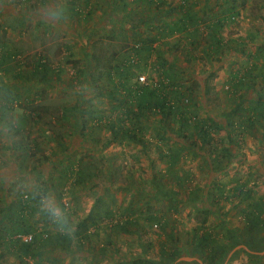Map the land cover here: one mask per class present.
<instances>
[{"label": "rangeland", "instance_id": "rangeland-1", "mask_svg": "<svg viewBox=\"0 0 264 264\" xmlns=\"http://www.w3.org/2000/svg\"><path fill=\"white\" fill-rule=\"evenodd\" d=\"M44 1H46L44 9L51 4H53L51 7L57 6L54 3L56 0ZM170 2L169 10L172 12L174 5L171 0ZM35 3L36 0H0V51L10 55L17 53L21 56L20 60L15 61L10 58L4 59L3 75L0 76L2 81L0 84H4L3 88L0 87V97L9 101L18 100L11 111L0 109V264L50 263L51 244L47 240L39 241L41 237L39 231H49L50 239H53L61 226L53 228L51 223L63 219L62 224L69 225L67 229L69 234L82 232L83 223L89 222L86 212L94 204V199L101 201V204L111 205L110 197L114 196V203L124 202L128 198V191H125V188H130L131 203L136 205V212L133 214L135 223L138 226L141 224L138 228L142 235L137 242L146 245L148 242L146 238L153 236V248L148 255L151 258L155 257L153 259L156 260V264H177L180 254L196 257L179 259L184 260L185 264H264V132L258 128L251 133L247 132L249 129H245L246 132L238 136L237 133L231 132L232 141L228 146L224 145L229 137L227 132L222 130L220 134H212L210 142L214 145L209 142L210 149L207 144L204 145V149L207 147L205 151L208 153L223 142L222 146L231 148L232 154H228L231 161L227 163L224 157L220 159L214 158V155L211 157V153L200 165L196 162L198 154L189 134L186 133L188 145H183L182 141H176L173 135L168 134L165 136V142L171 145L172 141H176L175 149L186 155V158L180 164L177 163V167L175 166L171 171H168L166 164L161 162L160 164L154 159L159 150L156 147L157 137H154L157 125L155 121L141 124V127L145 125L148 130L141 136L142 141L131 142L129 149L118 146L129 143L127 139L110 144L109 140L112 136L105 120L111 118V122L114 121L118 118L116 115H119V111L124 108L121 105L123 98H121L120 86L115 90V85L108 77L107 68L112 69L116 65L112 63L114 57L110 60V55L118 48L117 43L107 39L97 41V47L106 50L105 60L108 59L110 62L103 65L104 67L100 66V69L95 68L96 74L93 78L97 79L101 76L104 80H109L106 86L92 83L90 86L92 92L87 97H82L84 80L79 78L76 83L52 86L51 93L42 92V96L37 95L40 93H36L34 89L39 87L34 84V75H32L35 60L41 57L48 66L55 61L60 65L64 64L62 56L65 57L66 54L62 55L61 48L67 39V35L63 32L67 30L62 28V31L52 30L49 35H36L33 30L38 29V25H34L33 21L34 16L39 12ZM227 5V9L235 14L234 20H231L229 11L227 20L224 18V23L227 21L228 24L224 34L227 39L233 40L240 28H246L247 31H252L250 34L254 38H249L251 41L259 38L264 40V29L260 28L264 24V0H229ZM117 12L116 6L110 8L107 19L110 21L109 24L120 22L115 17L119 15ZM46 26L45 24L44 27ZM199 37L205 40L202 42L205 44L201 46L207 48L211 44L206 35L199 34ZM196 49L199 50L200 47ZM196 54L200 56L199 51H196ZM191 55L196 56L195 53ZM185 57L190 58L187 54ZM138 64L132 66L134 72L127 65L122 64L124 71L120 73V77L125 72L127 74L124 80L119 81L126 83L127 80L128 85L132 86L136 82V75L143 72L147 74L148 79H153L150 70L145 65L140 67ZM154 65H150L151 70L157 72L159 69L157 63ZM63 68V74L69 76L70 71L65 70L66 66ZM184 72L185 70H183L184 75H188L187 79L177 80V83L183 82V86L193 87V92L186 94L189 98L187 109L189 117L196 115V118H204L209 113L220 116L222 111L227 109H231L230 112L235 111V104L227 99L223 92L225 86L223 80H211L208 74H205V80H194L187 70V73ZM67 76L63 80H69ZM47 77L48 75L46 79ZM114 77L118 80L119 74ZM6 80L11 81L6 83ZM154 81L149 80V82ZM258 86L260 89L261 86L259 84ZM100 88H104V94H98ZM122 90L125 91L121 88ZM111 91H115L114 96L118 100L110 98ZM244 92L249 94L247 90ZM36 96L41 97L43 101H37ZM251 101L246 96L244 103ZM91 112L93 114H90ZM176 113L179 114L176 118L180 119L179 111ZM101 114H104L102 123L96 119L97 115ZM87 119H91L88 124ZM172 119L173 116L170 118V124ZM84 121L86 127L82 129L81 124ZM128 124H130L129 120L120 123L117 129L122 125L127 127ZM194 124L191 122V126ZM208 126L210 131L214 130L212 124L208 123ZM90 131L93 134L89 137ZM220 139L222 142L217 141ZM200 168L204 170L201 171ZM152 171L155 172L153 180L160 181L163 192L159 190V193L152 194L149 191V185L152 184L147 180L151 178ZM184 174L192 179L196 183L194 186L201 191L206 187L209 176L213 177L216 174L215 179H210L213 192L209 190L208 195L204 196L202 193L194 195V191H191L189 195L192 197H187L186 193L183 194L184 196L162 194L168 193L172 188L184 187L187 183L181 177ZM231 176H237L238 180L228 182ZM6 177H11L10 181H5ZM247 177L248 181H243L247 184V191L242 190L243 195L238 194L234 189L236 184L240 183V179L244 180ZM101 186L111 187L110 194L105 195L100 189ZM29 194H40L41 199L37 198L39 201H36L32 197L28 200L26 198ZM20 199H26L23 202L26 208L23 216L17 211L21 204ZM200 201H203L201 205ZM245 201L247 205L244 204ZM258 202L261 206L257 204ZM49 203L51 209L48 207ZM208 205L218 210L215 226L212 227L215 229L221 227V230L213 235L214 240L229 249L224 259L213 263L206 260L208 254H199L201 248L191 242L192 233H195L199 227L202 228L200 220L204 216L205 206ZM248 205L252 206V210L255 206L263 210L261 212L263 221L256 224L254 219L252 226L254 224L255 226L252 228L239 221L243 210L241 208L244 207L246 212H250ZM117 218L120 219L119 214ZM18 224H22L29 232L26 235H34L36 239L34 246L31 247L33 255L31 252L24 254L22 252L24 245L18 239L12 238L19 229H22L19 228L20 226L17 227ZM72 225L74 231H71ZM81 226L82 231L78 229ZM96 234L100 232L95 230L91 233L94 236ZM164 235V239L160 238ZM157 243L168 244L169 251L165 259L157 258ZM68 245L67 242L62 244L58 242L53 246L55 253L52 257L57 258V264L71 263V255L65 250L66 247L70 249ZM141 252V247L137 248V253ZM253 252L260 253L257 255H262L263 260L251 256L250 253Z\"/></svg>", "mask_w": 264, "mask_h": 264}, {"label": "crops", "instance_id": "crops-1", "mask_svg": "<svg viewBox=\"0 0 264 264\" xmlns=\"http://www.w3.org/2000/svg\"><path fill=\"white\" fill-rule=\"evenodd\" d=\"M171 1L174 5L172 12L169 10V5L171 4L170 0H56L54 1V3L57 4L56 7H51L53 6V4H51L45 9L43 6L46 1L36 0L35 5L38 8L39 14L34 16L35 19L33 24L38 25V29L33 30L34 33L36 35H49L52 30L62 31V28H64L67 30V32H63L64 35H67V39H65V43L61 48L62 55L66 54L65 57L62 56L64 64L62 63V65H60L57 61L51 63V65L49 64V66H47V79H45V76H43L40 71L37 72L35 70L37 66H40L38 64L39 58L35 60V65L33 64L34 66L32 69V75H34L33 81L35 82L33 83L38 85L39 89L35 87L36 89H34V91L40 93L37 95L42 96V92L45 94L47 92L51 93L52 89L50 87L52 86H63L64 84L76 83L80 78L84 80L82 81V83H84L82 97H87V95L92 92L90 88L92 83L106 86L109 82V80H104V77L102 78L101 76L94 79L93 77L96 74V71H94L95 68L100 69V66L104 67L106 63L110 62L114 57L112 60L113 62H111L118 66L117 74H119L124 71L125 65L129 67L127 59L130 53V46L137 40H145L148 43L150 39H154L158 40L157 49L154 48L150 53L146 51L138 53V65L140 67L145 65L150 70L151 76H154V80H157L164 71L174 80H186L188 75H184L183 70H185L184 73H187V70L191 74L190 77L194 80H205V74L210 75L211 80H223L222 83L225 85L223 88L225 91L223 90V92L227 99L235 104V111L230 112L231 109H227L222 111V115L220 116H214L211 113L204 118H199L197 116L199 120L206 121L207 124H212L214 130L210 131L211 134H220L222 130L228 133L227 135H229V137L227 141L229 142L226 141L224 144L221 139L217 141L228 146L232 141L231 132H246L245 129H249L247 132L251 133L256 128L264 132L263 118L259 119L257 117V120L252 125L248 127L247 125L242 126L243 119L245 120L248 115L255 118L262 108H260L261 104H264V40L259 38L256 41H251L249 38H254L250 34L252 31H247L246 28H240L238 34L234 35L233 40L225 37L224 34L228 24L226 23L227 21L224 23V18H227L228 11L229 15H232L230 9H227L229 0ZM158 4L160 5L158 6ZM112 6H116V9H118L117 13H119V15H115V17L119 19V23L109 24L110 21L107 20L108 12ZM224 7H226V9H223ZM206 18L209 20H206ZM203 20H206V22ZM40 24L42 26H40ZM45 24L47 25L46 27H44ZM260 28L264 29V24ZM199 34L206 35V38H208L211 43L207 48L201 46L205 44L202 43L205 42V40L199 37ZM98 39H107L117 43L116 45L118 48L110 55V60H105V56H107V54H105L106 50L97 47ZM229 40L230 42H228ZM223 42L225 44H223ZM248 42L249 44H246ZM198 46L200 47L199 50L196 49ZM196 51H199L200 56H197ZM192 53H195L196 56L191 55ZM185 54L189 55L190 58L185 57ZM156 63L159 69L157 72H154L151 70L150 65ZM63 66H66L65 70L67 72L70 71L69 76L63 74ZM18 75L19 72L17 71V76ZM115 75L116 74L112 73L110 77L111 80H116L114 77ZM66 76L69 80H63ZM9 81L11 80H6V83ZM19 81L22 82V80ZM27 81L29 82V80ZM258 84L261 86L260 89H258ZM3 86L4 84H0L1 88H3ZM100 89L98 94H104V88ZM244 90H247L249 94L244 92ZM246 96L248 99L252 100L251 103H244ZM36 98L37 101H43L41 97L36 96ZM2 104H5V102ZM254 106L258 107L257 111L253 110ZM262 113H264V110ZM236 129L238 130L236 131ZM147 130V127H144V130L142 129V136L146 134ZM185 132L192 138V145L195 147L196 154H198L196 162L200 165L203 163V159L208 155L205 151L207 147L204 149L206 143L201 141L202 138L198 135L199 130H197V128L190 127V129H187ZM250 133L248 134L250 135ZM168 134H170L169 131L163 130V127L158 125L155 126L154 137H157L159 142H157L158 146H161L160 148L164 149L165 153H167L168 150L176 151V157L178 158L170 162L169 157L158 154L154 159L159 161V163L166 164L168 166V171H171L174 169L170 167L171 163L180 164V162L186 158V155H182V153L175 149V145L177 144L176 141L180 139L172 141L171 145L165 142L166 139L164 137ZM215 139L217 138L215 137ZM131 142L133 141L122 143L118 146H121L122 149H129L131 147ZM88 144L92 145L89 142ZM222 144L219 146H222ZM183 145L188 144L183 143ZM96 148H98V146ZM228 149L231 150L230 147H228ZM127 151L131 152V150ZM119 152L121 153V151ZM229 162L227 161V163ZM200 170L202 171L204 169L200 168ZM154 175L155 172L152 171L151 178L147 180L150 181L152 185L157 182L153 180ZM215 175L216 174H214L213 177L209 176L206 187L201 191L194 186L196 183L184 174L181 176L183 177V181L187 182L184 187L170 188L171 190L168 193L162 194L179 196V194L183 195L186 193L187 197H192L189 194L191 191H194V195L202 193L204 196H207V191L212 189L210 183L213 178H216ZM6 178L5 181H10L11 179V177ZM210 179L212 180L210 181ZM237 180V176H231L228 182ZM239 181L240 183L236 184L234 189L238 194L241 193V195H243L242 190L247 191V184H244L243 181H248V177L244 180L240 179ZM190 183L192 184L190 185ZM155 186V184L154 187L149 185V191L152 192V194L159 193V190L163 192L160 186V188L158 187L159 189ZM186 186L189 187L187 188ZM110 188L111 187L107 186L100 187L105 195L109 193L111 190ZM215 189L218 190L216 186ZM124 190L128 191V198L124 202L120 201L121 203H114L115 198L112 196L110 197L111 205L106 206L104 205L105 203L100 205L101 202L91 205L86 212L89 222L86 221L83 223V231L81 226L78 229L82 232L76 234L73 232L70 233V236H72L68 245L70 249L67 247L65 249L66 251L68 250V254L71 255L70 257L72 260L70 264H134L135 262V264H137L140 258H155L153 256L151 258L148 255V252L153 248L152 235L146 238V241H148L146 245H140L139 242H137V240L140 241L142 235L141 230L138 228L141 224L138 226L135 223L134 215L131 212V206L134 208V212H136V205L131 203V198L129 197L131 196L130 188H125ZM211 191L213 192V190ZM201 203H203V201H200V205ZM246 203L245 201L244 204ZM257 204L259 205L260 203L258 202ZM249 208L252 210V206ZM204 209L207 210L205 216L206 222L204 224L205 228L202 229L199 227L195 233H192L191 242L195 243L194 246H198L197 244L200 242L199 238L204 229L213 235L218 233V230H221L220 226L216 229L212 227L215 226L214 221L217 217L216 214L218 210L209 205L205 206ZM241 209L243 210L239 221L249 228L254 227V225L252 226L253 218L249 215L250 212H246L247 210H245L244 207ZM111 210L112 212L117 211L118 213H124V215H126L127 219L130 221L127 231H120L116 227L109 226L106 213ZM171 212L176 213V211ZM200 222L199 223L202 225L201 220ZM72 228L71 231H74L73 225ZM95 230L99 231L100 234H96L95 236L91 235ZM103 230H105V233H103ZM80 236L83 238L79 241L78 238ZM160 238L164 239L165 235ZM134 241L137 243H134ZM71 244H73V246H71ZM157 244V258L165 259V255L169 251L168 244ZM139 247H141L142 252L138 254L137 248ZM51 251L49 257L52 262L57 264V258L52 257L55 252L53 250ZM250 254L254 256V258H260L261 261L263 260L262 255H257L260 253L253 252ZM195 258V256L190 257L180 254L177 264H185L184 260L182 261L179 259ZM185 261L193 262L194 260ZM197 261L198 260H196V262Z\"/></svg>", "mask_w": 264, "mask_h": 264}, {"label": "trees", "instance_id": "trees-1", "mask_svg": "<svg viewBox=\"0 0 264 264\" xmlns=\"http://www.w3.org/2000/svg\"><path fill=\"white\" fill-rule=\"evenodd\" d=\"M160 4H158L159 6ZM231 20L235 19V14L231 15ZM222 23V22H221ZM147 39V38H145ZM154 39H150L149 42H152ZM154 41H158V40H154ZM142 42V46L141 48L138 50V53L142 52V51H146V52H151V50H154V48H152L151 46L147 45V42L145 40H137L135 43H140ZM145 44V45H144ZM157 49V48H156ZM155 49V50H156ZM16 54V53H14ZM12 55V54H11ZM10 54H7L5 52H1L0 51V66H2V63L4 62V59H8L9 56H11ZM158 62V60H157ZM163 63V62H162ZM40 66L37 68H35V70L38 72L40 71L42 73L43 76H45L46 79V74H47V64L45 62H43V59L39 58V63ZM165 64V63H164ZM162 64V65H164ZM129 67L131 68V71L134 72L132 66V64H128ZM160 65V66H162ZM108 70V77L110 78L112 73L117 74L118 71V66H114V68H110L107 67ZM132 73V72H131ZM126 74L127 72H125L122 77H120V73H119V77L117 78L118 80H110L112 84L115 85V90H118V86H120V92H121V98L122 102L121 105L124 106V108H122V110H118L120 113L118 116V120L114 119V121L111 122V118H109L108 120H105V124L107 126H109L110 129V135L112 136V139L109 140V143H113L116 142L117 140L122 141L124 139H127L129 141H142V129L144 130L145 125H142L141 128V124H143V122H152L155 121L157 123L158 126L163 127V130H166L167 132L169 131V133L171 135L174 136V139H180V141H182L184 144H187V139L188 136L186 135L187 129H190V127H194L195 129L197 128V130H199L198 135L201 136L202 138V142L206 143L207 146H209L208 148L210 149V137H211V133L210 130L208 129L209 126L207 124L206 121L203 120H199L198 118H196L194 115V117H189L187 114V109L189 107V98L186 96V94L193 92V87H188V86H183V82H178L177 80H174L170 75H168L165 71L160 75V77H158V80H155L154 82H151L149 84H140L138 83L136 80V82H134V84L132 86L128 85L127 80L124 82H120L119 80H124L126 78ZM163 75V76H162ZM118 76V74H117ZM170 76V77H169ZM58 79V78H57ZM180 81V80H179ZM2 82V81H0ZM118 84V85H117ZM239 85V84H238ZM121 88L124 89L125 91H121ZM227 88V87H226ZM229 89V87H228ZM187 93H186V92ZM125 92H127V95H125ZM110 93V98L113 100L114 98L117 99L114 95H115V91H111ZM187 98L188 101L185 103L183 100ZM118 100V99H117ZM17 101L18 100H13V101H9L7 99H3V97H0V109L3 110H7V111H11L13 109V106L17 105ZM3 102H5V104H2ZM11 104H8V103ZM262 107V108H261ZM260 110L259 113L257 114V116L255 118H253V116L248 115L246 117V119L242 121V126H246L247 127L249 125H252L256 120L257 117L263 118L264 119V104H261L260 106ZM258 107L254 106L255 111H257ZM176 111H179L180 113V119L176 118L179 117V114L176 113ZM90 114H93L92 112ZM104 115V114H103ZM103 115H97L96 119H98L99 122L102 123V121L104 120ZM175 115V116H174ZM177 115V116H176ZM173 116L174 119H172V123L170 124L169 121L170 118ZM103 118V119H102ZM78 119L79 116H78ZM102 119V120H101ZM81 120V119H80ZM130 122V124L127 125V127H125L124 125H122V127L118 128V126H120V123H125L126 121ZM93 121V120H92ZM97 121V120H96ZM91 122V119H87V124ZM191 122H195V124L193 126H191ZM86 124L85 121L84 123L81 124V128H85ZM241 126V127H242ZM11 127H13L11 125ZM17 131V130H16ZM244 133L243 131H238L237 132V136L238 134ZM85 136L86 134L83 133ZM93 134V132L90 131V133L88 134V136L90 137ZM170 135V138L172 137ZM166 139V137H164ZM231 139V138H230ZM222 141V140H221ZM108 143V144H109ZM212 145H214L212 142H210ZM106 145V144H105ZM223 145V144H222ZM158 148H160L161 146H157ZM217 149V151H216ZM219 150V151H218ZM177 152L172 151V150H168L167 153L164 152V149H159L158 150V154L161 155H165L167 157H169V161H175L176 154ZM212 153V154H211ZM209 154L214 155V158H222L224 157L225 159H227V161H231L230 160V156L228 154H232L231 150L226 148L225 146H218L214 147L213 150L208 151V155ZM179 155V153H178ZM176 165V163H171L170 167L174 168V166ZM225 167V166H223ZM156 185L155 187L158 188L159 186L161 187L160 181L158 180L156 183H153V185ZM153 185H150L151 187H154ZM159 187V188H160ZM158 188V189H159ZM237 190V188H236ZM32 197H34L36 199V201L38 199H41V195L40 194H29L27 196L26 199H32ZM26 199H20V206L18 208V212L20 214V216L24 215V212L26 210L25 208V204H23V202ZM101 202V201H100ZM99 201L95 200L94 204H98ZM102 205V204H100ZM106 205V204H104ZM108 206V205H106ZM5 211V209H4ZM120 212V211H119ZM131 212L132 214H135L134 212V208L131 206ZM262 208H259L258 206H255L253 210H250V217H252L253 219L256 220V224L257 222H262ZM204 216L202 218V229L205 228L204 224L206 222V214H207V210H203ZM119 214L120 219L118 220L117 215ZM106 219L107 222L110 223L109 226L110 227H116L118 228L120 231H127L128 225L130 223V221L127 219L126 215H124V213H118L117 211L112 212L109 211L106 213ZM252 219V222H253ZM63 219L56 220L53 221V223H51L52 227L55 228L57 226H61L60 229H57V232L55 234V237L53 239H50V233L49 231L46 230H40V239L39 241L42 240H47L50 242L51 244V250H53V246L55 245V243L60 242V244L67 242L69 243V240L72 238L69 234V232L67 231V229L69 228V225H63L62 221ZM154 223V222H153ZM152 223V224H153ZM20 226L17 232H21V233H25L24 235H26V233H29L27 230H25L24 226L22 224H18L17 227ZM255 226V224H254ZM16 232V233H17ZM1 233V232H0ZM15 233V234H16ZM21 233H17V235H13L12 238L18 239L23 245V250L22 252L24 254H29L30 252L33 255V251H31V247L34 246L36 239L34 237V235L32 236L30 241H23L21 239V237H17L18 235H21ZM76 234V232H74ZM78 233V232H77ZM58 234V236H56ZM49 237V239H47ZM78 238V237H77ZM83 238L82 236H80L78 238V240L80 241V239ZM199 238V237H198ZM200 242L197 244L200 248L201 251L199 252V254H208L206 260H208L210 263L216 262V260H222L224 259L229 252V249L227 246H225L222 243L216 242L214 240V236L212 233L206 231V229L203 230L202 235L200 236ZM12 241V240H11ZM37 252H39V250H37ZM50 253V252H49ZM29 257L30 256H26ZM34 257V256H32ZM140 261L137 262V264H153V263H157L155 260H150V259H139ZM136 263V262H135ZM134 263V264H135ZM45 264V263H44ZM48 264H55L54 262H50Z\"/></svg>", "mask_w": 264, "mask_h": 264}, {"label": "built area", "instance_id": "built-area-1", "mask_svg": "<svg viewBox=\"0 0 264 264\" xmlns=\"http://www.w3.org/2000/svg\"><path fill=\"white\" fill-rule=\"evenodd\" d=\"M145 45V44H144ZM148 46H151L152 48H156L158 46V41H152V42H148L147 43ZM142 46V42L140 43H133L131 46H130V53H129V56H128V59H127V62L129 64H132V65H136L138 64V50L141 48ZM10 60H20L21 59V56L20 54H12L11 56H9ZM44 61V60H43ZM3 75V69H2V66H0V76ZM138 83L140 84H149L151 82H149V80H154L153 79H148V76L145 72L143 73H139L136 75V79H135ZM158 80V79H157ZM185 103L188 101L187 98H185L183 100ZM17 237H21V239L23 241H30L31 238H32V235L31 234H28V235H18Z\"/></svg>", "mask_w": 264, "mask_h": 264}, {"label": "clouds", "instance_id": "clouds-1", "mask_svg": "<svg viewBox=\"0 0 264 264\" xmlns=\"http://www.w3.org/2000/svg\"><path fill=\"white\" fill-rule=\"evenodd\" d=\"M48 207H49V209H51V203H49Z\"/></svg>", "mask_w": 264, "mask_h": 264}]
</instances>
